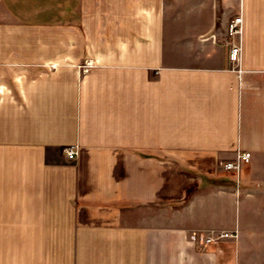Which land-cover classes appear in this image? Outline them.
I'll list each match as a JSON object with an SVG mask.
<instances>
[{
    "label": "crops",
    "instance_id": "crops-1",
    "mask_svg": "<svg viewBox=\"0 0 264 264\" xmlns=\"http://www.w3.org/2000/svg\"><path fill=\"white\" fill-rule=\"evenodd\" d=\"M0 264H264V0H0Z\"/></svg>",
    "mask_w": 264,
    "mask_h": 264
},
{
    "label": "built area",
    "instance_id": "built-area-1",
    "mask_svg": "<svg viewBox=\"0 0 264 264\" xmlns=\"http://www.w3.org/2000/svg\"><path fill=\"white\" fill-rule=\"evenodd\" d=\"M244 33L243 18L236 16L232 18L228 23L227 36L229 46V62L233 65V70L239 76L243 73L240 62L242 56V44L241 39ZM91 63H87V66H91ZM66 154L69 159H75L77 152L73 149H66ZM251 160V153L244 151H237L235 158L226 161L223 165V171L226 173H234L239 175ZM238 238V232H195L191 235V240L197 243L200 247L206 248L211 245L222 243L226 240H236Z\"/></svg>",
    "mask_w": 264,
    "mask_h": 264
}]
</instances>
